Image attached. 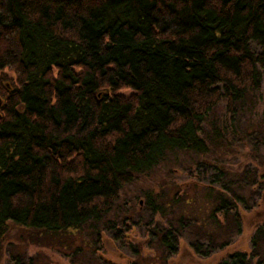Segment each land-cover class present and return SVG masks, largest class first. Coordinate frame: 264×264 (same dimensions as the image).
<instances>
[{
    "label": "trees",
    "instance_id": "trees-1",
    "mask_svg": "<svg viewBox=\"0 0 264 264\" xmlns=\"http://www.w3.org/2000/svg\"><path fill=\"white\" fill-rule=\"evenodd\" d=\"M262 72L264 0H0V241L10 225L77 230L167 155L207 154L211 111L225 101L233 117ZM205 165L220 188L208 186L203 221L182 214L155 229L165 259L190 223L203 235L190 245L198 257L226 249L253 207L245 186ZM215 264L248 261L234 252Z\"/></svg>",
    "mask_w": 264,
    "mask_h": 264
},
{
    "label": "rangeland",
    "instance_id": "rangeland-1",
    "mask_svg": "<svg viewBox=\"0 0 264 264\" xmlns=\"http://www.w3.org/2000/svg\"><path fill=\"white\" fill-rule=\"evenodd\" d=\"M7 78L13 74L7 73ZM0 103L1 107L2 99ZM200 135L210 136L207 154H169L155 168L135 174L120 189L113 209L98 221L56 234L10 225L0 241V264H15V258L24 264H103L102 259L114 264H215L221 255L234 252L245 254L248 264L264 259V237L256 233L257 228L264 230V72L260 91L247 93L233 117L226 102L219 103L203 123ZM207 163L224 169L227 176L223 181L231 188L245 186L237 190L247 203L253 199V207L241 211V233L231 236L226 249L208 258L198 257L190 245L203 235L190 223L180 233L179 252L165 259L163 248L152 239L155 229L167 227L182 214L190 220L207 218L208 186L220 188L211 182L217 170ZM176 194L180 202L173 205ZM151 205L163 208L161 213H153ZM119 232L123 240L115 239ZM133 244L138 256L131 253ZM202 246L204 250L205 244ZM257 254L259 257L252 256Z\"/></svg>",
    "mask_w": 264,
    "mask_h": 264
},
{
    "label": "water",
    "instance_id": "water-1",
    "mask_svg": "<svg viewBox=\"0 0 264 264\" xmlns=\"http://www.w3.org/2000/svg\"><path fill=\"white\" fill-rule=\"evenodd\" d=\"M0 102H1V98H0ZM1 104V103H0Z\"/></svg>",
    "mask_w": 264,
    "mask_h": 264
}]
</instances>
